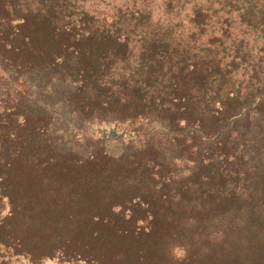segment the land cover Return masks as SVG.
Returning a JSON list of instances; mask_svg holds the SVG:
<instances>
[{
  "label": "trees",
  "instance_id": "obj_1",
  "mask_svg": "<svg viewBox=\"0 0 264 264\" xmlns=\"http://www.w3.org/2000/svg\"><path fill=\"white\" fill-rule=\"evenodd\" d=\"M258 114L264 0H0V264H264Z\"/></svg>",
  "mask_w": 264,
  "mask_h": 264
},
{
  "label": "rangeland",
  "instance_id": "obj_2",
  "mask_svg": "<svg viewBox=\"0 0 264 264\" xmlns=\"http://www.w3.org/2000/svg\"><path fill=\"white\" fill-rule=\"evenodd\" d=\"M121 2L124 0H120ZM250 132H253L255 134L258 133H263V138H264V114H258L257 116L253 117V124ZM245 145L248 146L247 148L252 149L251 146L249 145V141L246 139ZM261 144V143H259ZM106 146L108 148V151L114 155H119L122 150H123V145L121 142L117 140H111L109 139L106 142ZM264 159V156H263ZM264 171V163H263V169Z\"/></svg>",
  "mask_w": 264,
  "mask_h": 264
}]
</instances>
